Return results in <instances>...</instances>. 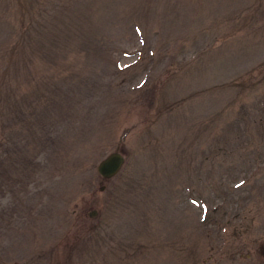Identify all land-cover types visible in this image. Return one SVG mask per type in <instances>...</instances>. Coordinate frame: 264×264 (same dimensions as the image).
Segmentation results:
<instances>
[{
	"label": "rangeland",
	"instance_id": "1",
	"mask_svg": "<svg viewBox=\"0 0 264 264\" xmlns=\"http://www.w3.org/2000/svg\"><path fill=\"white\" fill-rule=\"evenodd\" d=\"M0 264H264V0H0Z\"/></svg>",
	"mask_w": 264,
	"mask_h": 264
},
{
	"label": "water",
	"instance_id": "2",
	"mask_svg": "<svg viewBox=\"0 0 264 264\" xmlns=\"http://www.w3.org/2000/svg\"><path fill=\"white\" fill-rule=\"evenodd\" d=\"M123 164H124L123 154L119 151H113L99 161L96 170L97 173L103 179H110L119 173ZM103 188L104 187L102 186L101 189ZM94 214H96L94 210L90 212V215H94Z\"/></svg>",
	"mask_w": 264,
	"mask_h": 264
}]
</instances>
